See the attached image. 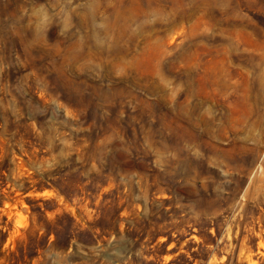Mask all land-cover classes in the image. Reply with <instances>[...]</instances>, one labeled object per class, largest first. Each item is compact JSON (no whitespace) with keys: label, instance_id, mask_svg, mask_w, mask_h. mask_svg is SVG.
Returning a JSON list of instances; mask_svg holds the SVG:
<instances>
[{"label":"rangeland","instance_id":"374dc122","mask_svg":"<svg viewBox=\"0 0 264 264\" xmlns=\"http://www.w3.org/2000/svg\"><path fill=\"white\" fill-rule=\"evenodd\" d=\"M0 264H264V0H0Z\"/></svg>","mask_w":264,"mask_h":264}]
</instances>
